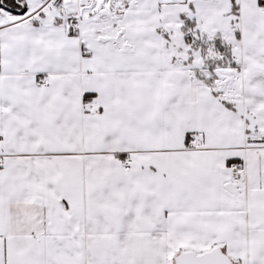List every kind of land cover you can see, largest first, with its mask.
I'll return each mask as SVG.
<instances>
[{
	"label": "snow or ice",
	"instance_id": "1",
	"mask_svg": "<svg viewBox=\"0 0 264 264\" xmlns=\"http://www.w3.org/2000/svg\"><path fill=\"white\" fill-rule=\"evenodd\" d=\"M0 264H264V0H0Z\"/></svg>",
	"mask_w": 264,
	"mask_h": 264
}]
</instances>
